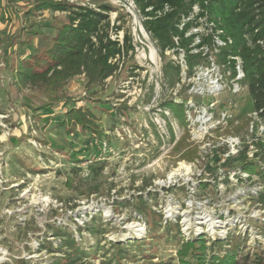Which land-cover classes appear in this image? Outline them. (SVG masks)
<instances>
[{
  "label": "rangeland",
  "instance_id": "rangeland-1",
  "mask_svg": "<svg viewBox=\"0 0 264 264\" xmlns=\"http://www.w3.org/2000/svg\"><path fill=\"white\" fill-rule=\"evenodd\" d=\"M69 1L116 7L110 17L124 15L135 53L102 84L74 77L62 90L65 99L50 104L13 74L21 54L51 46L67 15L48 9L25 19L33 0H0V264L65 257L59 228L89 253L85 264H181L177 234L205 236L207 245L210 238L246 239L240 262L256 245L264 251V176L235 175L241 161L264 154V124L257 121L253 133L237 131L238 121L216 129L235 95L226 90L204 98L190 95L184 83L172 87L176 55L161 57L133 0ZM31 23L38 32L32 37ZM191 101L216 103L205 116L196 112L187 134L168 103L185 112ZM74 106L93 112L97 135L66 123L63 113ZM231 138H237L234 150L225 142ZM137 196L155 213H140ZM119 243L120 250L113 246Z\"/></svg>",
  "mask_w": 264,
  "mask_h": 264
},
{
  "label": "trees",
  "instance_id": "trees-1",
  "mask_svg": "<svg viewBox=\"0 0 264 264\" xmlns=\"http://www.w3.org/2000/svg\"><path fill=\"white\" fill-rule=\"evenodd\" d=\"M133 2L142 17L144 28L156 42L161 57L165 58L167 52L178 55L183 51L189 73L211 54L215 55L218 62L226 61L229 56H239L246 73L247 89L245 95L232 99V111L227 119V125L232 126L238 121L237 131L243 127L249 128L253 112H258V117L264 119V0H133ZM195 6H198V12H195ZM48 9L66 13L67 20L57 27L49 48L30 56L21 54L13 76L20 85L30 86L40 95L46 96L50 104L65 99L62 90L74 77L84 75L89 85L102 84L121 72L125 62L133 57L135 45L129 29L125 27L124 15L119 13L113 21L110 17L111 12H117L116 7L110 4L92 7L69 0H33V4L24 12L25 19H29L38 11ZM190 16L192 18L186 20ZM34 25L32 23L29 25L30 37L38 34L33 30ZM193 28L200 30L197 33L192 32ZM219 30H223L222 37L230 38L232 43L216 52L213 50V43L214 36ZM120 32L123 33L121 39L118 37ZM188 32L191 34L187 35ZM197 37L200 39L199 43H196ZM23 43L27 46L31 41L26 40ZM205 44L210 47L206 55L201 50ZM171 68L170 85L175 87L181 79L180 66L173 63ZM135 69L136 66L131 69V75ZM48 106L50 105L39 106V109ZM168 106L188 134L190 128L184 106L171 103H168ZM63 114L69 125L78 126L83 131L97 135L99 126L91 110L74 106L66 109ZM260 158L241 161L237 168L252 175L264 176V154ZM260 200L264 203L263 194L260 195ZM134 203L140 213H155L154 210L145 208L147 205L143 196H137ZM57 232L64 237L61 239V248L58 249L61 251L66 249L65 257L56 258L47 264H85L83 259L89 253L84 250L82 244L64 228H59ZM180 236L177 234L175 238L179 237L177 259L181 264H264V251L257 245L251 254H246L242 261H239L236 255L241 245L247 243L246 239L231 237L226 240L212 239L210 245H207L205 236L181 239ZM113 246L120 250L122 244ZM223 247L226 250H222ZM142 264L172 263L147 261Z\"/></svg>",
  "mask_w": 264,
  "mask_h": 264
},
{
  "label": "built area",
  "instance_id": "built-area-1",
  "mask_svg": "<svg viewBox=\"0 0 264 264\" xmlns=\"http://www.w3.org/2000/svg\"><path fill=\"white\" fill-rule=\"evenodd\" d=\"M194 10L195 12H198L199 10L198 6H195ZM191 18L192 17L190 16L186 18V20H189ZM199 30L200 28H193L192 32L197 33ZM190 34L191 32L187 33V35ZM222 34H223V30H219L218 34L214 36L215 43H213V50H215L216 52H218L221 48L227 46V44L232 43V40L230 38L225 39L222 37ZM199 42L200 39L197 37L196 43ZM201 50H203L204 55H206L209 52L210 47L208 44H205L201 47ZM194 51L197 52V50ZM174 63L180 66V76H181L180 81L176 85L181 86V84L184 83L189 88L188 92L190 95L205 98L214 94L222 93L226 90L229 91L231 94L235 95V98L245 95L244 92L247 89L245 85L246 73L243 69V61L239 56H229L227 57L226 61L218 62L215 55L211 54L202 63L196 65L191 73H189V67L186 62L185 53L183 51H181L178 55L174 56ZM183 75H185L186 82L183 81ZM231 101L232 100H230L228 104L230 106H231ZM215 103L216 102L214 101L209 102L207 104L204 103L195 104L192 101L189 102V104H187L185 108V115L189 124L190 125L193 124L192 118L195 117L196 112L200 113L201 116H205L212 108L215 107ZM220 116L222 119L220 118L218 120V123L215 126L216 129L221 127L219 125L223 126V124H227V119L231 116V112H221ZM251 116H252V121L250 123L249 128L253 133L256 130L255 127L256 122L258 121L264 124V119L258 117L259 116L258 112H253ZM200 124L201 127L202 125H206V122L203 121ZM236 140L237 138H231V140L225 142L228 145L230 144V146L233 147L234 150L236 146L233 145V143H235ZM238 151L239 150H237V152ZM223 155H224L223 162H225L229 157L230 153ZM235 175L238 179L246 180L245 179L246 175H248V178H253V176L256 174L252 175L248 172L239 170L237 171V173H235ZM210 239L212 240V238Z\"/></svg>",
  "mask_w": 264,
  "mask_h": 264
},
{
  "label": "bare ground",
  "instance_id": "bare-ground-1",
  "mask_svg": "<svg viewBox=\"0 0 264 264\" xmlns=\"http://www.w3.org/2000/svg\"><path fill=\"white\" fill-rule=\"evenodd\" d=\"M133 229L136 230V231H139V233H141L143 231V227H140L139 225H135L133 227Z\"/></svg>",
  "mask_w": 264,
  "mask_h": 264
}]
</instances>
